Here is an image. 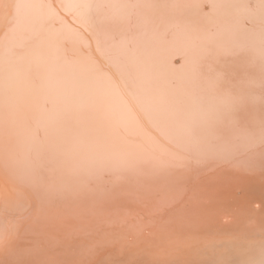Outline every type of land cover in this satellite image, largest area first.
<instances>
[{
  "label": "bare ground",
  "instance_id": "1",
  "mask_svg": "<svg viewBox=\"0 0 264 264\" xmlns=\"http://www.w3.org/2000/svg\"><path fill=\"white\" fill-rule=\"evenodd\" d=\"M259 3L0 0V264H264Z\"/></svg>",
  "mask_w": 264,
  "mask_h": 264
},
{
  "label": "snow or ice",
  "instance_id": "2",
  "mask_svg": "<svg viewBox=\"0 0 264 264\" xmlns=\"http://www.w3.org/2000/svg\"><path fill=\"white\" fill-rule=\"evenodd\" d=\"M260 11L262 14H264V0H260V3L258 5ZM16 13L13 17V23L10 27V32H15L16 27L20 23V9L22 8V5L16 4ZM3 13L0 12V16H2ZM251 31H255V28L251 29ZM260 88H261V101L264 102V27L261 28L260 31ZM99 50V49H98ZM247 72V69L243 66H223L221 69H219L216 72L214 84H222L224 82H228L232 87L228 90V101L235 105V103L238 100L243 99L244 90L248 86H252L255 84L254 80L248 79L245 80V74ZM233 89H236L239 95L233 94ZM241 118H235L233 120V123L236 125H239ZM242 147L245 148V150H250L251 148L256 146V137L253 135H248L243 137L242 139ZM259 148H260V159L262 165H264V113L261 114L259 118ZM232 151L229 150L225 153V157H230L232 155ZM246 163V162H242ZM15 181L16 176L11 169L9 170L8 177L6 181L0 182V197H3L4 193L7 192L9 197H12L13 194H18L17 189L15 187ZM173 200H175V196L172 197ZM9 228L11 230L15 229V223L12 220H9L8 222ZM136 227V226H134ZM138 231H142L143 228H137ZM98 245H92L90 248H88V251H93Z\"/></svg>",
  "mask_w": 264,
  "mask_h": 264
}]
</instances>
